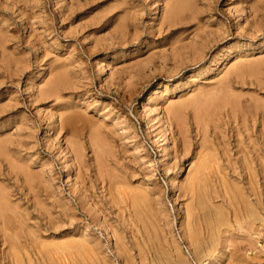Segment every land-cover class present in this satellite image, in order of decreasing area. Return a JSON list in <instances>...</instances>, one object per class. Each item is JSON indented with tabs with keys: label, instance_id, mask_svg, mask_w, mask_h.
<instances>
[{
	"label": "rangeland",
	"instance_id": "374dc122",
	"mask_svg": "<svg viewBox=\"0 0 264 264\" xmlns=\"http://www.w3.org/2000/svg\"><path fill=\"white\" fill-rule=\"evenodd\" d=\"M260 105L264 0H0V264H264Z\"/></svg>",
	"mask_w": 264,
	"mask_h": 264
},
{
	"label": "bare ground",
	"instance_id": "6f19581e",
	"mask_svg": "<svg viewBox=\"0 0 264 264\" xmlns=\"http://www.w3.org/2000/svg\"><path fill=\"white\" fill-rule=\"evenodd\" d=\"M254 6V5H253ZM252 6V7H253ZM7 38V37H6ZM255 67H256V65H255ZM239 68V67H238ZM237 74V73H236ZM233 91V90H232ZM192 95V94H191ZM233 95H234V93H233ZM211 97V96H210ZM207 98V97H206ZM236 99V98H235ZM239 99V98H238ZM257 100V99H256ZM246 101V100H245ZM237 102V101H236ZM241 104V103H240ZM239 104V105H240ZM243 104V103H242ZM260 106H262V105H260ZM205 108V109H202V108ZM225 107H229V108H231V109H234V108H237V107H240V106H236V103H235V101L232 99V97L230 96V95H228V94H224V95H220V96H218V97H216V98H212V99H210V100H203V102L200 104V109H202V110H205L206 111V113H209L210 114V111H211V113H212V109L214 110V113H215V111L217 110V109H221V108H225ZM259 107V106H258ZM245 108H247V107H245ZM240 109V108H239ZM259 109H261V111H260V116H262L261 118H262V122H263V124H264V106H262V108H259ZM233 113V112H232ZM216 115H217V113H216ZM246 116V115H245ZM260 116H259V118H260ZM198 120V119H197ZM246 120V119H245ZM87 122V121H86ZM262 124V125H263ZM73 125V124H72ZM262 128V127H261ZM206 130V129H205ZM92 134V133H91ZM220 136V135H219ZM252 138V137H251ZM97 146V145H96ZM255 150H258V149H255ZM211 154V153H210ZM74 155V154H73ZM259 155V154H258ZM213 161V160H212ZM259 164V163H258ZM262 168V167H261ZM264 168V167H263ZM224 171V170H223ZM211 174V173H210ZM212 181V180H211ZM209 182V181H208ZM240 182V181H239ZM220 188V187H219ZM256 189V188H255ZM225 190V189H224ZM4 191V190H3ZM2 191V192H3ZM258 191V190H257ZM205 194V193H204ZM250 197V196H249ZM248 197V198H249ZM112 198V197H111ZM243 198V197H242ZM0 199H1V197H0ZM204 199V198H203ZM235 200V199H234ZM200 202V201H199ZM205 202V201H204ZM251 202V201H250ZM212 203V202H211ZM252 203V202H251ZM261 203V202H260ZM204 204V203H203ZM250 205H252V204H250ZM262 205V204H261ZM131 206V205H130ZM4 207V206H3ZM145 207V206H144ZM255 207H256V205H255ZM255 207L253 208L252 206H251V208H249L246 212H245V217H248L249 219H247L246 218V221H249V220H251L252 221V223H255V222H264V217L259 213V211H257L256 209H255ZM217 208V207H216ZM257 208V207H256ZM261 208V207H260ZM220 209V208H219ZM232 209V208H231ZM259 209V208H258ZM237 212H238V210H237ZM216 214H217V216H215L216 217V220L218 221V222H223L224 223V221H222L224 218H223V215H222V213L220 212V211H217L216 212ZM234 215V214H233ZM243 215V216H244ZM243 216H241V217H243ZM214 217V216H213ZM214 217V218H215ZM243 219V218H242ZM6 221V220H5ZM12 221V220H11ZM209 222V221H208ZM217 222V223H218ZM237 222L239 223V224H241V222H240V218H238L237 219ZM212 223V222H211ZM216 223V222H215ZM5 224V223H4ZM185 225V224H184ZM222 225V223H220V226ZM241 227H244V226H241ZM216 230V229H215ZM39 235V234H38ZM61 238V237H60ZM208 238V237H207ZM210 238V237H209ZM227 238V237H226ZM45 242H47V241H45ZM51 243V242H50ZM50 243H48V244H50ZM54 243V242H53ZM9 244V243H8ZM61 244V243H60ZM124 244V243H123ZM200 244V243H199ZM42 245V244H41ZM10 247V246H9ZM69 248V247H68ZM241 248V247H240ZM38 249V248H37ZM66 249V248H65ZM60 250H63V249H60ZM17 251V250H16ZM87 251V250H86ZM204 251V250H203ZM54 252V251H53ZM72 252V251H71ZM98 252V251H97ZM118 252V251H117ZM50 253V252H49ZM89 253V252H88ZM94 253V252H93ZM93 253H92V255H93ZM204 253V252H203ZM57 254V253H56ZM43 255V254H42ZM55 255V254H54ZM59 256H60V254H59ZM91 257V256H90ZM238 258V257H237ZM172 260V259H171ZM215 260V259H214ZM67 261V260H66Z\"/></svg>",
	"mask_w": 264,
	"mask_h": 264
}]
</instances>
